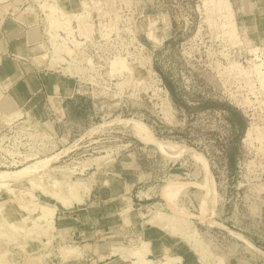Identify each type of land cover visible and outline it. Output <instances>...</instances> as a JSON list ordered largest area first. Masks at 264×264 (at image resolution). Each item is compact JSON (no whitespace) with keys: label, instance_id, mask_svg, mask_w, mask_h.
<instances>
[{"label":"rangeland","instance_id":"374dc122","mask_svg":"<svg viewBox=\"0 0 264 264\" xmlns=\"http://www.w3.org/2000/svg\"><path fill=\"white\" fill-rule=\"evenodd\" d=\"M227 1L231 11L218 0H77L66 11L58 0H28L37 28L23 66L44 78L47 92L0 105V172L35 167L0 188V264L67 260L70 247L53 241L56 211L65 208L46 192L70 183L88 191L73 207L95 203L96 214L118 216V232L104 235L113 255L133 261L146 242L140 224L177 236L206 264L264 261L233 233L256 248L264 241V0ZM84 3L87 38L51 25L62 16L50 4L77 30L71 17ZM137 182L141 193L131 197ZM175 182L186 185L175 190ZM170 204L188 215L185 233L194 237L150 222L155 212L170 214ZM43 206L56 207L52 227L39 219Z\"/></svg>","mask_w":264,"mask_h":264},{"label":"crops","instance_id":"0c3cea01","mask_svg":"<svg viewBox=\"0 0 264 264\" xmlns=\"http://www.w3.org/2000/svg\"><path fill=\"white\" fill-rule=\"evenodd\" d=\"M29 1L37 3L39 0ZM58 1L62 3L61 6L66 11H71L77 0ZM27 2L28 0H0V94L1 92L4 94L0 96V105L6 106L7 109H11L13 105H23L29 100L35 101L39 97H44L45 92H47L44 78L39 73L31 71L29 67L23 66L25 65V58L29 57L30 48L34 44L32 37L36 34L37 28L36 9ZM56 83V79H52L49 85L53 94L60 89ZM58 83L62 85L61 80ZM62 92L64 93L63 90ZM138 183L130 186L131 197L134 193L135 196L137 193H141L139 190L141 188L137 186ZM96 192L99 193L100 191L96 190ZM109 193L112 194L111 191ZM114 195H118L117 198H123L126 192L119 191ZM91 198L94 199L95 197ZM95 207L96 205L93 203L87 207L72 206L68 209L65 208L64 211H56L53 241L58 245L64 243L70 247V250L74 248L80 253V257L77 255L76 257L73 253L65 261L60 259L62 264H92L86 262L87 259L85 258L88 255L95 257L93 261L95 264H129V262L133 264V261L124 259L120 255H113L112 251L115 248L110 242H107L111 235L104 236L108 233L118 232V216L109 218L105 214H96ZM92 208H95V211L91 210ZM118 209L115 208V210ZM137 226L141 228L142 241L149 243L148 259L152 261L163 260L165 255L171 253V255L181 257L180 264H206L194 252L185 251L184 244L177 236H173L160 228L150 227L151 225H146L143 228L140 224ZM263 242L262 240L260 244L259 241L257 243L258 248L264 252ZM257 243L254 244L257 246ZM251 260L252 262L245 264H264L262 263L264 261L258 262L259 259Z\"/></svg>","mask_w":264,"mask_h":264},{"label":"bare ground","instance_id":"6f19581e","mask_svg":"<svg viewBox=\"0 0 264 264\" xmlns=\"http://www.w3.org/2000/svg\"><path fill=\"white\" fill-rule=\"evenodd\" d=\"M216 3H218L217 6L221 7V9H226L228 11L230 10V6L231 5H229V2L227 0H218V2H216ZM82 8H84L83 9L84 11H82L80 13H73V15L71 17L75 21V23L77 24L76 27L78 29L75 30L72 27V25H71V21L69 20L68 14L66 16L65 14H63L60 11V9H59L58 6H55V5H51L50 4V6L48 8L49 11H50V13H57V14H60L62 16L58 20H54V19L51 20V25H53L55 27H57V26L61 27L62 26L63 30L68 35H71V34H74V33H78L80 37L87 38V36L91 33L90 25L88 24V18H89L90 15H89L88 11L86 10L87 9V6H86L85 3L82 4ZM230 26H231V24H230ZM40 60H41V58H40ZM126 121L127 122H130L129 120H126ZM251 133H252V130L249 128L247 130V132H246V135H245V138H244L243 141H247L251 137ZM163 143H165L167 146H170V147L173 146V147L180 148L184 152H186L187 154H189L192 157H194L195 159H200V156H197L188 147H184V146H181V145H178V144H175V143H171L170 141L169 142L165 141ZM41 164H39V165H41ZM207 166L208 165L205 164L204 167L206 168V171H207L208 176H209L208 178H209V181H210L211 180V171L209 170V168ZM34 169H35V167H27V168H23L21 170L15 171L12 174L0 172V188H2V189L4 187H10L11 188V186L13 184L17 183L20 180H24L25 178L29 177V175L31 174V172ZM54 184H56V183H54ZM185 185L183 183L175 182L174 185H173V187H172V189L181 190V189H183L185 187ZM5 190H6V188H5ZM6 191H8V190H6ZM85 191H87V189L84 188V184L83 183L82 184L81 183H70V184H67L66 187H65V190L63 189V191H61V192L59 191L57 193H51V194H49L48 193L49 191H48V192H46V194L49 195L52 199H54L63 208H70L73 203H79L82 200L81 194L85 193ZM169 208L171 210V213L170 214H165L163 212H155V213H153L152 218L150 219V222L153 225H155V226L157 225L159 227H162V228L170 231L172 234H179L178 236H181L184 239H187L188 240L189 238L194 237V235H193L194 232H190V235H186L187 233H185L186 232L185 229L186 228H190V226H189L190 225V222H188L187 219H183V218H187L188 215L185 214V213H183V212H181L182 210L179 211L172 204L169 205ZM42 209H43V214H42L41 217H39V219H42L44 221V223L46 224L47 228L48 227H52V225H53V217H54V214H55V211H56V207L55 206H43ZM122 212H123V210H122ZM125 219H127V217ZM233 233L236 236H238V238L241 241H243V242L247 243L248 245H250L253 248V250H255L256 252L260 253V255L264 256V252H262L261 250H259L256 247H254V245H252L246 238H244L243 236H241L240 234H238V233H236L234 231H233ZM74 251H76V250H74V248H73V250L72 249L71 250H63L62 255L64 257H69V256L73 255V253H75ZM194 251H195V248H194ZM148 253H149L148 244L146 242L143 243L142 245H140V247H138L135 250H133L132 256H133V262H134V264H178L180 262V259H181L178 256H172L171 257V256L165 255L164 258H163V260H164L163 262L162 261H152V260H149L147 258V254ZM76 255H77V253H76Z\"/></svg>","mask_w":264,"mask_h":264}]
</instances>
